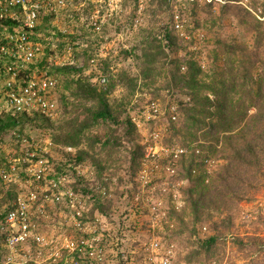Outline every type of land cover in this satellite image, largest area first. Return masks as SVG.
<instances>
[{"label":"rangeland","instance_id":"374dc122","mask_svg":"<svg viewBox=\"0 0 264 264\" xmlns=\"http://www.w3.org/2000/svg\"><path fill=\"white\" fill-rule=\"evenodd\" d=\"M195 1L170 0L165 3L163 0H69L65 7H57V14L49 18L48 23H45V18L40 21L41 34L39 35L40 39L37 40L41 47L39 58L43 60L44 56L47 55L48 64L55 68L71 66L74 71L82 69H85V71H80V73H57L54 71V77L59 81L60 86L59 91L54 93L55 98L58 100L59 117L57 121L52 123L51 129L49 124L41 119L34 120L33 124L35 126L33 128H31L32 123L28 124L26 122L25 135L38 142L41 147L46 148L50 134L49 130H54V137V134L60 133L58 127L61 124H69L74 118L89 117L90 114L86 111V108L93 103L86 102L84 97H76L73 95L74 89L72 91L65 90L64 86L67 81L77 80L80 77L83 79L87 77H90V79L95 78L96 69L89 63L92 59L96 60V64H102L104 60H107L109 68H105V74L109 80L108 99L112 106H121V113H117V115H120V120H126L127 112H129L132 120L136 119V122H133L139 131L141 142L150 137L161 124L159 144L166 147L164 138L168 126L167 115L170 111L175 112L180 108L184 96L175 95L173 97L170 94V89L165 88L166 80L164 73L159 72L162 69L160 65L156 67L158 75L155 80L147 81V85H145L141 75L142 68L140 66L142 64L137 61V57L142 54L145 38L149 34L153 36L162 35L166 28L172 30L175 36L179 38L174 52L171 53L173 58H182L190 48L196 50V48L191 47L182 40L184 38L182 34L186 36L190 31L194 32L193 34L197 32L196 20L190 11L192 3ZM197 1L202 5L214 2L213 13L216 16L220 15V8L225 7L227 4L245 8L239 6L235 0ZM249 6L253 10V12L249 11L253 14L252 16L262 22L259 31H253L254 24L250 23V19L247 24L241 25L239 18L233 12L231 15L224 14L222 22L217 26L212 27L211 24L209 25L214 29L212 36L221 37L229 46L245 42L251 49L249 53L257 58L255 61L258 62L259 67L256 71H253V75L259 79L264 72V0H249ZM44 12L48 14L46 10ZM176 16H179V21L183 25L180 32L175 28ZM201 19L204 24V17ZM209 22H212L211 17H209ZM249 24L250 26H247ZM205 31L208 32L210 29H205ZM59 34L66 37H59ZM258 42L260 48H254ZM201 46L203 47V44H199L197 50ZM213 48V46L207 47L206 54L202 57L205 62L208 59L206 67L207 63L210 64L209 66L215 63V66L223 68L224 61L222 59L215 61L212 57L211 50ZM234 57L238 60L240 53L232 56V59ZM62 93L69 98L64 103L60 99ZM153 102L159 104L160 116L158 118H154L149 108ZM251 112L254 113L255 108H252ZM10 125L12 126V124ZM110 125L94 126L90 131L91 133L88 132V137L84 139L81 150L85 149L89 153L86 160L87 164L94 163L95 159L98 164L103 165V173L107 178H114V182H116L117 177L125 180L120 187L111 186V191H109L111 194L113 192L112 195L115 200H119L116 203L118 208L115 209V214L118 215L126 209L127 203L136 208L138 202L135 199L138 195H141L140 191L142 190L141 184L137 181L142 160L140 166L137 167L138 169L136 166H132V160L135 158L133 155L134 146L131 147L125 143V138L122 140L121 146H109L107 149L102 148L100 142H92L91 134L97 136V133H99L102 137L109 135ZM121 132L123 133V131ZM3 138V146L0 148V196L10 194V197H12L15 191L34 189L37 184L28 175L27 166L22 163H19L18 176L14 177L12 183L5 185L1 180L2 171L5 169L4 159L6 161L16 160L21 157V153L18 154L17 146L12 144L9 134H3ZM175 141H179V136ZM167 148L171 150L173 148L181 149L180 146ZM185 151L187 160L186 162L181 161L183 157L178 163H174L176 172L173 176L166 174L165 170L158 172L154 177V182L145 189V194L150 195L151 199H154V201L159 199L164 202L163 207L166 210V218L161 223L152 228L151 223H147L148 219L144 220L139 218L138 215H134L132 222L144 221L145 228H142L137 235L126 231V236H124L115 226L116 222L112 220L117 215L110 217L109 214L107 216L105 213L100 212L102 214L100 219L103 220L104 228L111 235L127 240L125 245L127 249L130 248L135 251L131 246L132 243L137 242L135 246L138 254L144 255V258L151 255L149 250L146 251L144 243L156 239L161 242V252H167L179 263H187V258H192L193 264H264V185L260 188L252 187L249 189L248 196L243 201H235L233 198H227V196L222 198V195H216L217 197L213 198L212 201L202 199L199 204L198 219H195L192 207L194 201L200 198L196 192L198 188V184L196 185L197 179L202 180L205 177V181L209 183L218 174L219 168L216 161L206 159L210 161V166L206 164L198 166L194 168L196 172L193 173L189 165L190 158H188L191 152L187 149ZM50 154L54 159L50 158L52 159L51 163L53 162L52 167L56 171V164H61L59 162L63 158V153L60 149L52 147L50 148ZM170 158V153H164L161 165L163 164L165 167L170 164ZM89 167L91 166L88 165L87 168H84L85 176H89L91 173ZM130 183H133V187L130 186ZM222 199L224 200L222 201ZM180 205L182 207L177 210ZM133 208L132 210H134ZM174 211L179 212L180 215L173 214L174 216H171ZM49 213L50 218L45 219L47 222L44 223V232L49 237L62 243L64 235H77L74 229L68 232L66 227L62 228L63 226L60 225V222H64L67 215L64 208L62 210V208L56 207L50 210ZM94 216L91 218L94 219ZM215 235L218 236L220 241L211 254L206 255L203 249L200 253L191 257V253L199 252V241ZM62 252L66 255V251L63 250ZM144 258L139 261L144 262ZM136 263L139 264L137 261ZM149 264L151 263L149 262Z\"/></svg>","mask_w":264,"mask_h":264},{"label":"trees","instance_id":"16d2710c","mask_svg":"<svg viewBox=\"0 0 264 264\" xmlns=\"http://www.w3.org/2000/svg\"><path fill=\"white\" fill-rule=\"evenodd\" d=\"M168 1L170 0H163L165 3ZM239 1L240 0H235V2ZM213 3L214 2L204 3L202 5L196 0L190 7V11L196 20L197 32L196 34H193L194 32L192 31L188 32L189 34L182 40L185 43L187 42L191 47L196 48V50L190 48L182 58H173L171 53L174 52L177 39L179 40V38L175 36L172 30L166 28L162 35L158 34L153 36L149 34L144 40L142 54L137 57V61H140L142 64L140 66L142 68L141 75L143 76L145 85H147V81L155 80L158 75L156 67L160 65L162 69L159 72L164 73L163 75L166 80L165 88L170 89V94L173 95V97H175V95L184 96V101L180 103V108L175 110V112L170 111L167 115L168 126L164 138L165 146L170 148L180 146L190 151L191 155L188 158H190L189 165L191 171L198 166L204 165L206 159L217 162L219 168L218 174L212 178L211 182L207 183L205 177L202 178V180L197 179L196 185L198 184V188L196 192L199 194L200 198L194 201L192 207L195 219H198L200 212L199 204L202 199H205L204 201L208 199V201H212L213 198L217 197L216 195H222V198L227 196V198H233L235 201H243L248 196L249 189L252 187L260 188V186L264 185V72L259 79L253 75V71H256L259 65L258 62L255 61L257 58L249 53L251 49L245 42L239 45L234 44L229 46L221 37L212 36L214 31L212 27L222 22V16L224 14L231 15L233 12V14L239 18L241 25L247 24V21L250 19V23L252 25L254 24L253 31H259L262 22L252 16V11L249 12L250 10L247 8L237 7L232 4L221 7V11L219 12L220 15L216 16L213 13L215 6ZM52 17L53 15L46 14L44 17L45 19H42L45 20V23H48L49 18ZM203 17L204 24L201 19ZM209 17H211L212 22H209ZM209 24H211L212 27ZM247 26H250V24ZM173 29L175 30L174 26ZM205 29H210V31L207 32ZM40 30L41 26L35 31L36 41L40 39ZM58 36L62 38L66 37L62 34ZM187 37L188 39H186ZM259 42L254 48H260ZM199 44H203V47L201 46L197 50ZM211 46L214 47L211 50L212 57L215 61H220L222 59L224 61L223 68L215 66V63L211 66L207 63L206 67L208 59L205 62L202 57L206 54L207 47ZM237 53H240L239 59L237 60L236 57L232 59V56H235ZM89 64L92 66L91 63ZM217 65L219 64L217 63ZM105 68H109L107 60H104L102 64H97V68L95 67V78L90 79V77H87L83 79L80 77L77 80H69L66 82L64 86L65 90L72 91V89H74L73 95L76 97H84L86 102L93 103L90 107L86 108L90 116L82 119L81 117L74 118L69 124H61L58 127L60 133L57 135L54 134V137V130H49V137L54 147L60 149L63 153V158L61 162H59L61 164H56V174L53 175V177L65 173L69 166L76 175V167L84 169L90 165V175L85 176L86 174H84L83 177H78L74 188L77 189V191L94 194L93 198L90 200L92 201L91 205L93 209L91 216H94L96 213L102 216V214L105 213L107 216L109 214V216L112 217L113 215H117L115 214V209L118 208L116 203H118L119 200H115L112 195L113 192L112 194L109 192L111 191L110 187H120L125 180L117 177L116 182H114V178H107L103 173V165L98 164L95 159L94 163L87 164L86 160L89 157V153L85 151V149L81 150L82 143L84 139L88 137V132H90L94 126L99 127L111 124L109 135L102 137L99 133H97V136L91 134L93 139L92 142H100L102 143V148L104 147V149H107L109 146H121L122 140L125 138V143L129 144L131 147L134 146L133 155L135 158L132 160V166H136V168L140 166L141 160L146 152V145L143 144V141L141 142V136L129 112L126 113V120L121 121L120 115H117V113H121V106H112L108 99L109 90H103V86H101L98 81H95L101 74H105ZM38 69H40V71L49 70L50 75L53 77L54 71L57 73H80V71H85V69L74 71V68L71 66L55 68L51 64H48L47 55H45L43 60L38 64ZM59 87L58 81L55 92L59 91ZM60 99L61 102L64 103L69 98L62 93ZM252 108H255L254 113L251 112ZM173 117H175L176 120H174ZM43 121L49 124L50 129L52 128V122L47 119ZM27 123L31 124L32 119H27ZM10 124H12V126ZM153 124L155 125V122ZM15 126V121L11 119L7 121V127ZM33 126H35V124H31V128H33ZM160 129H162L161 124L155 130ZM25 131L26 130L21 131L20 134L30 141L32 145L29 147L30 150L37 154L36 161L38 157L42 156L43 147H41L38 142L26 136ZM121 131H123V133ZM5 133L9 134V132L0 131V140H4L3 134ZM177 136H179L178 142L175 141ZM12 144L18 146L16 142H12ZM50 148L52 147H48V156L53 159V156L50 154ZM67 148H72L75 152L68 153L66 152ZM197 150H200V154L196 153ZM18 154H20L19 149ZM20 156L24 158L22 153ZM186 156L187 155L184 154L182 156V158H184L181 161L186 162ZM3 163L5 164V171H10L8 160L6 161V159H4ZM19 165L18 163L17 167ZM28 165L30 164H24V166L27 167ZM96 168L98 169L97 172ZM4 184L6 185L5 182ZM102 188L106 190L107 195L101 193ZM109 195L111 196L108 197ZM10 196V194L0 196V209L14 201L16 195ZM224 199H222V201ZM134 213L135 214L126 211L124 216H126L128 220L133 221L134 215H141V211L135 208ZM178 213L179 212L174 211L171 216L180 215ZM117 217H119V215H117ZM122 218L123 216L121 219ZM140 223L141 222H138L136 224L132 222L130 226H126L125 229L128 233L132 232L137 235L139 233L138 230L145 228V225L140 226ZM64 227L67 228L68 232L73 229L71 226H63L62 228ZM119 230L122 235L123 229ZM219 241L216 235L210 236L206 240L199 241L200 250L199 252L191 253V257L200 253L203 249L206 255L211 254L214 247L218 246ZM239 242H241V240H239ZM136 243L137 242L132 243L131 246L136 253L134 257L139 264H146L145 262L143 263V261L142 263L140 262L141 258L143 260L144 255L138 254L135 246ZM128 249L131 250L130 248ZM191 259L187 258V263L178 262V264H193ZM121 263L128 264L129 261L124 262L121 260ZM57 264H64V260L59 261Z\"/></svg>","mask_w":264,"mask_h":264},{"label":"built area","instance_id":"2783aa9c","mask_svg":"<svg viewBox=\"0 0 264 264\" xmlns=\"http://www.w3.org/2000/svg\"><path fill=\"white\" fill-rule=\"evenodd\" d=\"M68 1L0 0V119L3 122L9 119L16 122L15 127L2 131L11 133L10 139L17 143L20 153L24 155V158L8 160L10 171H3L1 177L6 184L12 183L19 173L17 164H30L26 171L37 184L34 189L15 191L14 201L0 209V264H57L62 260L64 264H122L121 260L138 264L135 251L126 249L127 240L107 232L98 213L94 219L91 218L93 209L90 200L94 194L74 188L77 178L84 176V169L76 167V176L69 166L65 173L53 177L56 171L48 156V147H54L51 138L47 140V147L42 148V156L35 161L37 154L30 150V141L20 134L25 130L24 121L27 119L31 118L32 124L36 119H47L54 123L59 117L58 100L54 95L58 80L50 75L49 70L38 69L41 47L35 39V31L46 15L45 10L47 15L55 16L57 7H65ZM236 3L253 12L249 0ZM175 23L176 30L180 32L183 25L179 16H176ZM182 37L185 35L182 34ZM91 64L97 68L96 60H91ZM95 81L103 86V90L108 89L107 75L101 74ZM149 108L154 118L160 116L159 104L153 102ZM173 119L176 120L175 117ZM133 121L136 122V119ZM160 140L161 131L156 130L143 141L146 155L137 179L142 190L135 199L138 202L136 208L141 211L139 218L148 219L147 223H151L152 228L166 218V210L164 202L151 199L150 195L145 194V189L154 182L158 172L165 170L166 174L173 176L176 172L174 163L187 154L182 148L171 150L161 146ZM2 145L0 140V147ZM66 152L74 153L75 150L67 148ZM164 153L171 154L170 164L165 167L161 165ZM196 153L200 154V150ZM204 164L210 166V161L205 160ZM192 172L195 173L196 169ZM130 186L133 187V183ZM101 193L107 195L104 188ZM56 207L65 208L67 212L60 225L71 226L77 232V235H64L62 243L44 232L45 219L50 218V210ZM125 207L118 214L119 218H112L115 226L123 229L124 236L126 226L132 223L124 214L126 211L135 214V208L129 203ZM180 207L182 205L177 210ZM142 225H145L144 221L140 223ZM144 247L151 252L149 257L144 258L146 264H178L167 252H161L160 240H149Z\"/></svg>","mask_w":264,"mask_h":264},{"label":"clouds","instance_id":"9594fccd","mask_svg":"<svg viewBox=\"0 0 264 264\" xmlns=\"http://www.w3.org/2000/svg\"><path fill=\"white\" fill-rule=\"evenodd\" d=\"M8 121V120H7ZM27 122V120H25L24 121V125H25V123ZM8 128H11V127H7V122H3L1 119H0V131L1 132H4V131H2L3 129H8ZM11 133L9 132V135H10ZM2 141V143H3V140H1ZM12 141V140H11ZM3 146V145H2ZM0 148H2V147H0ZM17 148L20 150V148L17 146ZM18 159V158H17ZM3 171H5V169L3 170ZM2 171V172H3ZM2 178V177H1ZM3 180V179H2Z\"/></svg>","mask_w":264,"mask_h":264}]
</instances>
